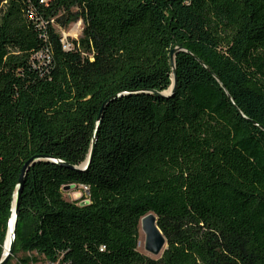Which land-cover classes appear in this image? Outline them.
I'll list each match as a JSON object with an SVG mask.
<instances>
[{
	"label": "trees",
	"instance_id": "1",
	"mask_svg": "<svg viewBox=\"0 0 264 264\" xmlns=\"http://www.w3.org/2000/svg\"><path fill=\"white\" fill-rule=\"evenodd\" d=\"M31 158L6 264H264V0H0V252Z\"/></svg>",
	"mask_w": 264,
	"mask_h": 264
},
{
	"label": "water",
	"instance_id": "2",
	"mask_svg": "<svg viewBox=\"0 0 264 264\" xmlns=\"http://www.w3.org/2000/svg\"><path fill=\"white\" fill-rule=\"evenodd\" d=\"M178 51V49L174 48L171 50V62H172V67H173V72H172V83L170 87L162 92V94L169 95L172 94L174 89H175V83H176V72L174 68V52ZM96 133V132H95ZM95 133H94V139H95ZM93 147H94V142H92L89 154L87 155V158L85 161L82 163L81 167L86 168L91 160L92 153H93ZM37 158H31L27 160L24 165L21 168L20 175L18 178V184H17V189L15 192V198H14V203L12 206V209L10 211L9 219H8V224H7V231H6V236L2 245V249L0 252V264H6L7 261L9 260L14 243H15V232H16V222H17V213H18V199L19 195L21 192L22 188V183L24 180L25 173L29 167L30 164L35 162ZM54 162L62 163L57 160H53ZM139 233H142L143 239H144V244H143V249L151 254V256L145 254L143 251H139L150 257L157 259L159 258L164 249L167 246V242L165 239V236L163 235L162 231L157 225V216L153 212H148L144 216L141 217L140 222H139Z\"/></svg>",
	"mask_w": 264,
	"mask_h": 264
},
{
	"label": "rangeland",
	"instance_id": "3",
	"mask_svg": "<svg viewBox=\"0 0 264 264\" xmlns=\"http://www.w3.org/2000/svg\"><path fill=\"white\" fill-rule=\"evenodd\" d=\"M83 28V23L81 19L70 23L67 27H56L57 32L61 36V38H65L67 41H71L72 39L78 40L81 37ZM63 194L67 200H81L82 195L85 196V189L82 186H74L73 184L65 185L63 187ZM87 199H83L82 202H87ZM142 251V250H141ZM144 252V251H143ZM17 260L15 257L11 258L9 264H15ZM35 264H43L42 262H38Z\"/></svg>",
	"mask_w": 264,
	"mask_h": 264
},
{
	"label": "built area",
	"instance_id": "4",
	"mask_svg": "<svg viewBox=\"0 0 264 264\" xmlns=\"http://www.w3.org/2000/svg\"><path fill=\"white\" fill-rule=\"evenodd\" d=\"M61 44L64 50H70L73 48V43L72 41H67L65 38H61ZM83 188L86 190L87 187L83 186Z\"/></svg>",
	"mask_w": 264,
	"mask_h": 264
},
{
	"label": "bare ground",
	"instance_id": "5",
	"mask_svg": "<svg viewBox=\"0 0 264 264\" xmlns=\"http://www.w3.org/2000/svg\"><path fill=\"white\" fill-rule=\"evenodd\" d=\"M144 239L142 233H140L139 240H138V249L144 251L145 254L151 256V254L143 249Z\"/></svg>",
	"mask_w": 264,
	"mask_h": 264
}]
</instances>
